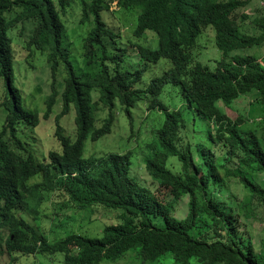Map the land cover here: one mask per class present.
<instances>
[{"label":"trees","instance_id":"1","mask_svg":"<svg viewBox=\"0 0 264 264\" xmlns=\"http://www.w3.org/2000/svg\"><path fill=\"white\" fill-rule=\"evenodd\" d=\"M114 1L121 11L139 10L136 36L142 34L141 38L150 31L157 38V49L137 46L141 60L171 62L170 69L154 78L146 90L134 88L146 68L121 72L117 57L109 53L111 43L116 44L121 36V28L103 18L101 11H109L106 0H0V114L5 115L0 128V194L41 174L44 191L70 197L79 209L122 211L116 217L118 223L104 228L102 238L69 235L50 242L26 225L24 230H11L9 244L24 253L23 249L45 256L62 253L66 264L118 262L130 251H137L144 263L170 252L179 264H188L191 259L199 264H264V250L256 248L254 238L245 230L246 221L264 213V5L253 17L246 13L253 1L264 0ZM208 30L221 52L213 69L214 60H202L209 53L196 52ZM75 45L82 46L86 59L100 56L104 62L102 79L94 86L107 109L99 127L83 102L92 100V90L75 93L78 89H73L71 52ZM35 51L52 63L51 73L58 71L61 62L68 72L58 89L51 84L42 116L49 118L59 95L64 105L62 116L71 112L72 105L77 110L75 142L63 134L56 117L55 134L66 151L64 155L51 153L50 164L39 161L30 151L34 147L26 131L38 126L40 112L27 103L24 84L16 80L20 72L17 58L28 64ZM53 78L56 81V73ZM168 84L179 86L199 115L214 121L210 138L218 154L202 155L208 149L191 141L181 112L168 111L159 100ZM146 98L152 99L149 109L166 114L155 135L161 150L146 165L154 177L170 185L175 204L185 203L179 216L173 213L172 204H163L153 191L130 176V154H111L98 165L80 157L86 138L96 142L108 135L116 117H131L130 109ZM240 103L244 105L233 120L225 106ZM130 129L134 133L133 125ZM170 157L177 159L178 172L171 165L167 168ZM79 165L88 167L92 176L80 172L71 177ZM231 180L241 185L243 198L229 189Z\"/></svg>","mask_w":264,"mask_h":264},{"label":"rangeland","instance_id":"2","mask_svg":"<svg viewBox=\"0 0 264 264\" xmlns=\"http://www.w3.org/2000/svg\"><path fill=\"white\" fill-rule=\"evenodd\" d=\"M264 1H253L247 8L246 13L250 14L252 17L256 14L255 11L261 10L263 8ZM117 8L115 5L110 8L112 15H110V11L104 13V17L107 19L109 23H112V26H119L123 30V44L122 46L130 47V44H135V42L140 43L141 46H148L152 49L158 48V42L155 36L149 32H146L144 36L139 38L142 34L136 36L137 27H135L136 22V13L135 11L128 12L127 15L122 18L120 13V17L118 19L119 14L114 13ZM123 20L124 23L121 22ZM136 30V31H135ZM248 31L251 32V29ZM205 40L197 44V54L200 55L202 52L209 53L207 56H203V62H212L211 69L215 66V61L221 59V52L215 47L213 33L208 30L206 34L203 36ZM121 45V43L119 44ZM79 45H75L73 48V62L77 65L76 57L81 55V51ZM77 49V50H75ZM253 50H249L251 53ZM262 53H264V46L262 48ZM19 51L17 53V56ZM77 54V56H76ZM23 57L25 54L23 53ZM17 58V57H16ZM17 68H19L22 79L21 82L24 84L23 92L25 94V98L27 103L30 106L37 107V110L42 115L45 106V99L47 96L51 94L50 85L52 84L51 72L47 64V59L45 55L41 54L39 51H35L34 54L28 58V64H26L25 59L17 58ZM124 69L125 70H133L139 68L137 58L132 54V51H129L124 58ZM22 63L23 65H20ZM19 64V65H18ZM24 64H26V68L28 72L24 69ZM15 66V65H14ZM15 66V67H16ZM171 67V62L166 59L160 60L157 64L148 65L146 71L142 76L141 82H139L135 88L136 89H144L147 88L150 80L153 77L161 76L167 69ZM59 74L62 76L63 73L60 70ZM41 78V79H39ZM63 76L61 77V79ZM19 83V78L16 79ZM39 87V88H37ZM159 100L168 108L169 111L179 110L184 118V120L188 123L191 130H196L197 132H203V136L207 137V132L205 131L207 127V121L205 118L198 114L195 109V106L192 105L190 108L187 100L182 96L180 92L179 86H174L171 84L165 85L162 92L158 96ZM149 99L139 100L136 106L131 110V116L135 119L134 124V134L131 135V129L129 125L128 118L125 116H118L115 119L114 126L112 129V133L102 138L97 142H93L96 144V153L95 157H107L111 153H122L124 151H128L132 153L131 161H133V165L131 167L132 177L137 180L142 186L147 187L149 189H154L157 195V198L165 203L172 204L174 206L173 213L177 216L182 213L183 207L185 203H174V193L166 186H161L159 181L156 180L153 176L151 177L147 171L143 168L145 167L143 159L145 160L151 156L153 150H158V142L156 131L161 129L164 119L165 113L163 111H159L158 109H149L148 108ZM244 103L235 104V106L231 108H227L225 106V110L228 116L231 119H236L238 116V111ZM61 97L59 96L56 99V106L54 108V115L59 114L61 112ZM74 113H70L63 117L61 121V125L64 127L66 131V135L71 137L73 140L75 136H71L68 131V127H72L74 125ZM5 115L3 113L0 114V128L3 124ZM40 124L37 128H34L33 133V141L35 142L34 147L38 151H50L52 149H57L58 145L55 142L53 137L54 134V120H50L48 122H44L42 116H40ZM195 121V123H194ZM119 124V125H118ZM122 124V126L120 125ZM195 125V127H194ZM68 126V127H67ZM117 126V129L115 130ZM121 126V127H120ZM142 126L141 134L138 135V130ZM74 131V129H71ZM107 143L104 145L103 142ZM92 141L89 139L86 142L85 149V158L87 150H91L90 144ZM177 159L174 157H170L167 162V168L172 166L173 170L178 172L179 163L176 161ZM142 165L137 167L139 164ZM159 184V185H158ZM229 189L233 193L240 194V197L243 198V189L239 183L235 180H231L229 183ZM238 191V192H237ZM50 208V204L46 206L48 210ZM57 208V207H56ZM92 209L87 210H72L67 213V211H58L51 216L46 218H41L40 215L34 216L36 219L35 224L40 232L45 235L50 242H54L64 238L70 234H77L81 236H85L88 238H102L103 230L106 226L118 223L117 215L122 214L121 210H113L109 208H100L94 207ZM247 230L252 237L254 238L255 246L258 250H264V213L263 215L258 216L257 218L251 221H246ZM4 238L6 235V231L4 232ZM196 234V233H195ZM0 264H9V258H4L5 255L0 253ZM65 256L62 253H58L53 256H45V255H31V256H23L18 264H66ZM179 264L174 259L173 255L168 252L159 260L152 263H144L138 255L137 251H130L126 254V256L118 262H110L107 260H103L98 264ZM188 264H199L196 259H191Z\"/></svg>","mask_w":264,"mask_h":264},{"label":"clouds","instance_id":"3","mask_svg":"<svg viewBox=\"0 0 264 264\" xmlns=\"http://www.w3.org/2000/svg\"><path fill=\"white\" fill-rule=\"evenodd\" d=\"M106 3H107V5L110 4L109 5V11H110V8H112L115 5L117 10L114 11V13L119 14L118 19H119V17L121 15H122V18H124V16L127 15L128 12L135 11V13H136L135 27H137L139 10L121 11L117 7L118 1L106 0ZM101 12H102L103 18H105L104 17V13L108 14V11H106V10H102ZM120 13H121V15H120ZM110 15H112L111 11H110ZM105 20L107 21L106 18H105ZM121 22L124 23L123 20H121ZM147 32L153 34L150 31H147ZM123 41H124V39H123V30L121 29V36L117 40V43L116 44L111 43V45L109 46V53L111 54V56L117 57L116 58V62H118L119 69H120L121 72L134 73L136 70H141L144 67L147 68L148 65H152L153 64V63H145V62H143L141 60L140 56L137 53V51H138V47L137 46H139L140 43L136 44V42H135L134 45L130 44V47H127V46H122ZM120 43H121V45H119ZM73 48H72V52H71V58L74 55L73 54ZM77 49H80V51H81V55L80 56H77V54H76V56H77L76 57L77 65L73 62V60L71 61L73 66H74V69H75L74 74L72 76V85L75 86L76 88L73 87V89H78V90L75 91V93L79 92L81 90H86L87 92L92 90L91 91L92 100L91 101H86L85 100L83 102L85 104L84 105L85 109L88 112H90V113H92L94 115V118L96 120V125H97V127H99L102 124L103 120H105L107 109L104 107L103 103L101 102V95H100L99 91L97 89H95L94 86L98 85L100 83V80L102 79L103 63L104 62H103V60L101 59L100 56L96 57L94 60H88L84 56L82 46H79V48H77ZM77 49H75V50H77ZM129 51H132V54L137 58L138 64H139V68H136V69H133V70H125L124 69V64H125L124 58H125L126 54ZM108 63H109V65L111 67H115L114 63H112V62H108ZM157 63H155V64H157ZM47 64H48V67L50 69L52 67V63L49 60H47ZM56 69H58V71L57 72L55 71V72L51 73V77H52V80H53L52 83H54V85L58 89L60 87L59 86L60 82H63V79L65 77H67V73L68 72L65 70V66H64V64L62 62L60 63V65ZM60 70L63 73V75H62L63 78L62 79H61L62 76L59 74ZM50 72H51V69H50ZM55 73H56V81H54V78H53V75ZM161 76L153 77L150 80L149 84H151V82H152V80L154 78H159ZM21 79H22V74H21V72H19V81H20L19 84L22 83ZM137 84L134 85V88H135V86ZM83 85L90 86V88L81 87ZM148 87H149V85H148ZM148 87L144 88V89H138V90H146V89H148ZM50 89H51V85H50ZM59 96L61 97V95H59ZM151 103H152V99H149L148 108L150 107ZM61 105H62L61 112L59 114L54 115V108L56 106V101H55V105H54L53 111L50 114L48 119H45L42 116L44 114V112H43L42 115L40 114V116H42L44 122H48L50 120H54V129H53L54 130V134H53V137L55 139V142L58 145L57 149H52L50 151H38V150L35 149V147H34L35 142L33 141V136H32L33 133H34L33 130H34V128H37L40 124H42V121H40L38 126L34 127L31 131H26V133H27V135L29 137L27 140H30V142L32 143V145L34 147V148H31L30 151L35 152L37 154V156L40 158L39 161L43 162L44 164H50L51 163V159H50V154L51 153L64 155L65 151H66V148H65L64 144H62L60 142V140L57 139V136L55 134L56 117L57 116H59V126H61V128H62L63 134L66 135L65 129L61 125V121H62L63 117H65L66 115H68V114H70L72 112L75 114L74 115V125L72 127H68L67 126L69 133L71 134V136H75V139L73 140L71 137H69L67 135H66V137H68L71 142H75L76 139H77V126H76L77 125V123H76L77 110L75 109V106L72 105L71 112L66 114V115H64V116H62V111L64 110L62 97H61ZM191 106L192 105H190V108H191ZM31 108H36L37 109V107H33V106ZM227 108H231V107H227ZM132 109L133 108L130 109V113L131 114H132V111H131ZM195 109H196V107H195ZM173 111H179V110H173ZM196 111H197V109H196ZM122 116H125V117L128 118L130 128H131L132 125L134 126L135 119L132 116L128 117L126 114H124ZM165 117H166V114H165ZM205 120L207 121V127L205 129V131L208 134L207 137L203 136V132L204 131L203 132H197L196 130H193V132H192V130L189 127V125L187 127V131H188L190 136L192 134L191 141L194 143L195 146H196V144H203L208 149L207 153L206 154H202V155L210 157V156L218 154L220 151H218L213 146V144L211 142V138H210V132L213 133L214 129H215L214 121L212 119H210V118H208V119L205 118ZM164 121H165V119H164ZM194 123H195V121H194ZM163 124H164V122H163ZM120 125L122 126V124H120ZM113 126L111 128V132L108 135H110L112 133ZM162 127H163V125H162ZM194 127H195V125H194ZM71 129H74V131H71ZM116 129H117V126H116L115 130ZM133 134L134 133L131 132V136ZM89 139L92 141V143L90 144L91 150H89V151L87 150L86 158H85L86 142ZM93 139H94V137H93ZM101 139L102 138L97 139V140L99 141ZM93 142H95V141H93L90 137L86 138V140L84 141L83 152L81 151V155H80V157L82 158L83 161L92 163L94 165H98L99 162H101L103 160H107L111 154H118V153H111L107 157H100V158L95 157V153H96L97 149H96V144H93ZM106 143H107L106 141L103 142L104 145ZM158 146H159V149L158 150H153V152L151 153V156L149 158H147L146 160H145V158L143 159V161H145V162H143L144 165H145V167H143V168L147 171V173L151 177L153 175L148 170L147 165H146V161L148 159L152 158L154 153L156 154V153L160 152V150H161L160 145L158 144ZM120 154H130V161H131V156H132L131 152L124 151V152H122ZM109 161L110 160H108V162ZM132 165H133V161H131V165H130V176L131 177H132V170H131ZM141 165H142V163L139 164L137 167H140ZM80 172H85L86 175L89 178H90V176H92V172L89 170L88 167H86L84 165H79L78 169H75L74 171H72L70 173V176L75 178V177L78 176V174ZM41 176H42L41 174L32 175V176H30L27 179L26 185H20L18 187L14 185V186H12V188L7 189L6 191H2V193L0 194V217L2 219H4V221L0 220V253H3L5 255L4 258H9V260H10L9 264H18L19 260L23 256L37 255V254H34L31 250H26V249H23L25 251V253L21 252L20 251L21 248H14L12 243L9 244L10 240H8V238L12 236V234H11V230L12 229H17V230L20 231V229L22 228L24 230V228L27 225L30 228L34 229L35 231H39V233H41L40 230L37 228V226L35 224L36 219L34 218V216L40 215L41 218H46L48 216L53 215L54 213H56L58 211H67V213L71 212L74 209L83 211L82 209H79L74 202L71 201L70 197H66L65 195H63L62 193H59L57 191H54V192H46V191H44L42 189V187H41V184L43 183V177H41ZM154 178L159 181V184L161 186L162 185L166 186V187H168L171 190L172 193L174 192L172 190V188L170 187V185L165 184L161 178H156V177H154ZM147 189H149V188H147ZM150 190L151 189H149V191ZM152 191L156 195L155 190L152 189L151 192ZM49 204H50V208H48V210H47L46 206L49 205ZM163 204H165V203H163ZM59 207L63 208V210H59ZM169 216L176 217L174 214L171 215L170 213H169ZM176 218H178V217H176ZM5 231L7 233H6L5 238H4V234H5L4 232ZM71 235H77V234H70V236ZM11 241H13V240H11ZM0 258H2V257H0Z\"/></svg>","mask_w":264,"mask_h":264}]
</instances>
